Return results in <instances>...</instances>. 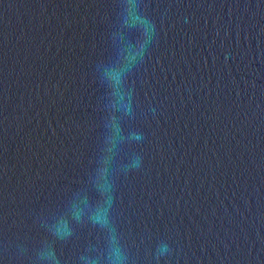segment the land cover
Returning a JSON list of instances; mask_svg holds the SVG:
<instances>
[{
  "label": "water",
  "instance_id": "95a60500",
  "mask_svg": "<svg viewBox=\"0 0 264 264\" xmlns=\"http://www.w3.org/2000/svg\"><path fill=\"white\" fill-rule=\"evenodd\" d=\"M0 264H264V0H0Z\"/></svg>",
  "mask_w": 264,
  "mask_h": 264
},
{
  "label": "clouds",
  "instance_id": "9594fccd",
  "mask_svg": "<svg viewBox=\"0 0 264 264\" xmlns=\"http://www.w3.org/2000/svg\"><path fill=\"white\" fill-rule=\"evenodd\" d=\"M97 222H100V221H99V219H98V221H97Z\"/></svg>",
  "mask_w": 264,
  "mask_h": 264
}]
</instances>
